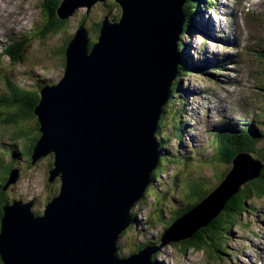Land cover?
I'll return each instance as SVG.
<instances>
[{
  "label": "water",
  "instance_id": "1",
  "mask_svg": "<svg viewBox=\"0 0 264 264\" xmlns=\"http://www.w3.org/2000/svg\"><path fill=\"white\" fill-rule=\"evenodd\" d=\"M98 2L105 0H64L58 15L66 20ZM116 2L119 20L104 17L93 45L81 26L68 42L63 78L39 93L33 162L51 156L47 182L59 178L61 187L43 215L32 211L34 200L3 206L4 264H155L163 247L194 238L242 185L259 178L260 164L240 155L222 185L165 232L161 246L120 257L131 211L160 164L157 134L178 76L186 0ZM18 179L12 171L7 187Z\"/></svg>",
  "mask_w": 264,
  "mask_h": 264
},
{
  "label": "rangeland",
  "instance_id": "2",
  "mask_svg": "<svg viewBox=\"0 0 264 264\" xmlns=\"http://www.w3.org/2000/svg\"><path fill=\"white\" fill-rule=\"evenodd\" d=\"M42 2L43 0H5V6L0 7V41H3L2 45L5 44L7 37H11L9 39H13L16 35L14 34V32L9 31V27L5 26L7 24L6 22L8 18L11 21L14 19L17 22H19L20 20L22 21L21 27H17L16 30L17 32H19L24 26V28L21 30L23 31L22 34H26L27 30L32 29V26L34 24H36L35 26H37L38 24H43V22L47 20L45 9L42 7ZM115 5L116 3L114 0H107L106 4L99 2L89 10L87 9V7H79L78 9H76L74 14L67 19L66 26H63V28L60 29V33L58 35H54L55 33H50L46 36L42 35V39L38 37L39 39L34 38L33 41H30V48L28 52L25 53L24 58L19 61V63H21L20 66L13 64L14 62L12 63L9 57L2 58L0 60V97H4L7 94V90L10 89L8 87L9 84L7 83L6 79L10 73H12V77L14 78L10 79L15 84H22V86H19L25 89H27L26 84L28 81V77L26 76V74L29 70L37 73L42 80L54 81L55 83L59 82L60 79L64 76V66L63 62L60 59L59 51L64 45L66 39L77 32V30L80 28L81 22L84 20L86 22V27L91 28L94 24L98 23L100 20L106 17L109 12V17L113 16L116 18L119 15V7L118 5ZM111 8L113 10L112 13L110 11ZM86 9L88 10V13ZM251 10L252 12H256L255 7H252ZM202 11H206L204 6H202ZM209 17L214 22L218 16L211 17L209 15ZM199 19L202 20L201 17H199ZM34 28L35 27L33 26V29ZM251 29L253 30V32L254 29H257L260 37L264 38V19L260 21L254 16L253 22L251 24ZM92 32L93 29L90 32V41H94L95 38H97L95 36V33L93 34ZM200 40L201 37L190 39V41H192L193 44L197 46L200 43ZM247 57L248 59L246 65L244 66L248 67L250 69V72L248 75L244 76L241 81L243 83L249 84L248 86L252 87L255 90V93L257 92L258 95L262 97V100H264V60L261 61L262 59H259L256 54H248ZM243 67L241 68L242 70L244 69ZM253 68L256 69H254V71L252 72ZM33 77L31 79H33ZM193 80L194 78L192 79V81ZM212 83V81L210 82L206 79H197V82L193 85H195L196 87L204 88L206 86H210V84ZM188 85L189 82L186 81L181 85V88H186L188 87ZM191 87L192 89H194L192 85ZM218 90L222 91V88ZM216 95L218 96L219 94ZM221 99L223 98L219 96V101ZM179 101H181V103L183 102L182 100ZM187 101L193 103L194 98L192 96L186 97V101L183 106L186 105ZM195 101L196 102L194 103V106L197 105L199 101L205 104V100L201 99V97L196 98ZM194 106L192 105V107H188V110H190ZM173 107H178L175 101H173L171 105V110L173 109ZM13 110L14 109L11 108H5L2 110V113L0 115V163H3V159H5L9 164H13L14 166H16L14 168L20 169V177L18 179V182L15 185H11L9 187L7 196L13 197L15 198V200H20L26 203L34 200L32 211L35 214L40 215L42 212H44L48 201H50L49 199L52 196H56V194L60 190V184H58V181L54 182L53 184L47 182L48 173L51 168V162H53L51 156L41 159L33 165L30 163V159L26 158L25 156H22L21 160L14 162L12 160V154L10 155L6 153L10 150V148H8L7 146L3 147V144L8 145L11 142H14L11 141V139L13 140L15 129L17 128L15 125L10 124L8 121L10 119L9 116L11 115ZM168 110H170V108H168ZM165 116V120L169 121V115L165 114ZM34 122V119H32L31 121H26L25 126L32 128V124H34ZM176 124L177 122L172 123L171 125H168V128L165 127V129L174 131ZM18 128L16 130H18ZM164 133L167 132H163V134ZM18 144L21 147L25 145V142L19 141ZM172 154H176V150ZM174 167L175 166L171 168ZM226 168H228V166H203V164H199L197 162H194V164H191V166L185 167L184 171H182V177L179 178L181 183H178V189L174 191V189L171 188V192L173 191V193L175 194V198L178 199V205H180L183 209H186L188 206L187 201L189 199H191L190 201H188L190 202L189 205H193L194 203H196V198L192 199L194 196H192L191 193L188 192L191 186L192 189L196 187V185H193V183L195 184L197 182L205 186L204 181L207 179H211L214 185H218L221 182V173L224 172V169ZM166 174H169L170 177L172 172L168 171ZM166 174H164V177H166ZM4 176V169H2L0 170V181H2ZM183 177H185L184 181L182 180ZM161 180L162 174L160 175V179L158 181H160V183H163L165 190L167 189V187L171 186L169 178L168 180L162 182ZM208 186H211V184L209 183L207 187ZM214 188L215 186L211 189L209 187L206 189H208L207 192L211 193ZM152 189L153 191H150V193L148 192L147 197L150 198V200H154L155 202L148 201L147 203L140 205L137 210L142 211V213L139 212L138 214V224L141 227L140 230L138 229L140 235L137 237L136 233L131 234L130 232L122 235L119 249L121 254L127 256L136 251L140 246V243L147 242L144 241L146 240L147 235H152L153 239L155 237L157 238V236L159 238L161 235V226L163 225V222L161 221L162 218L160 217V212L161 210H164L165 214L168 216V212L171 211V208L174 207V204L168 197H165L164 200H155V197L153 195L157 188L152 187ZM255 203L259 207L260 212L253 213L247 218L243 217L241 220L242 229L239 228L234 231L236 234L234 233V238L232 240L227 239L222 242V245L224 246L229 243L230 245L231 243L233 244V248H235L236 251L228 250L230 254L236 257V255L240 253V257L232 260L231 264H256L255 261L259 260L261 255L263 254L264 201H255ZM256 216H258L257 219H254ZM166 218L167 217H165V219ZM208 219L210 218H206V222L208 221ZM147 223H152L154 229H149ZM250 225L251 229L243 230L245 227H248ZM204 229L207 230L200 232L199 237L209 245V241L205 240L204 237L205 235H207L210 239L213 237H211L213 233L210 231V229H208V227ZM144 232L147 233L146 236L143 235ZM253 234H255V237L253 236ZM184 248V244L182 245L181 243L167 245L162 249V253L158 256L157 260L161 261L163 264H219L216 261L217 256L214 255V257H211V255L208 254L210 251L207 248L206 251L203 252H196L193 249L189 250L187 252V255L184 252ZM223 262L227 264L228 258H224L223 261H220V263L224 264Z\"/></svg>",
  "mask_w": 264,
  "mask_h": 264
},
{
  "label": "trees",
  "instance_id": "3",
  "mask_svg": "<svg viewBox=\"0 0 264 264\" xmlns=\"http://www.w3.org/2000/svg\"><path fill=\"white\" fill-rule=\"evenodd\" d=\"M198 0H187V4L184 6V14H185V25H184V33L187 32L192 24H191V16H195L196 12V5L198 4ZM62 3V0H50L47 2V4H43L42 7L45 9L46 13V18L47 20L43 22V24H40L37 27L38 33L32 34V39H30V35L28 36V39L22 40V42H18L17 44H14L8 51H6V54L14 60V62L19 63L20 60L24 58V54L28 52L30 48V41L33 40L34 38H38L43 36H46L47 34L50 33H55L54 35H58L60 33V29L65 27L67 24V19H62L58 15V9ZM116 6V5H115ZM111 12L113 11L112 8L110 10ZM85 20L81 22V24H86ZM80 24V25H81ZM102 24V20H100L98 23L94 24L91 28H87L89 33L93 29V34L95 33V36L98 37V33L100 30ZM91 36V33H90ZM74 37V34L71 35L66 39L64 42V45L61 47V50L59 51L60 59L63 62V68H65V63H66V48L68 45V42ZM44 38V37H43ZM97 41V38L95 39ZM94 42L91 43L93 45ZM180 48L183 50V61L181 62L179 66V76L178 79L175 81L173 87H172V92H173V98L171 99V105L173 101H175L176 94L179 91L180 86L182 85L183 79L185 76L188 75L190 72L191 66L188 65L187 62H185V49L186 46L182 42L180 44ZM39 97L37 96V93L33 91H29L25 88H18L15 85H12L10 87L9 93L6 95V97L2 98L0 100V107H4L7 109H14L12 114L9 116V123L12 125H15L18 130L15 129L14 133V144L10 146V150L8 151L9 154L12 156V160L14 162H17L22 159V156H25L26 158L30 159V163H33V154H34V148L36 146V143L38 139L41 137L40 133V124H39V119L35 114V108L39 104ZM171 107V106H170ZM164 117L161 119V124L164 121ZM34 119V124H32V128L25 126L26 121H31ZM23 122V123H22ZM179 127L178 123L175 126V130ZM163 128V124H162ZM161 128V133L163 132ZM35 133V135H34ZM160 133V134H161ZM254 140L249 142V144H254L257 141H260L261 138H264V133L263 135L256 134V136L252 137ZM257 140V141H256ZM19 141H24L25 145L19 146L18 142ZM219 141V146H217L218 154L214 156V163L212 165H227V161L230 163L232 162L231 159L234 160V158L244 151L245 143H238L237 140L227 138V136L222 135L218 137ZM247 147H249L248 144H246ZM252 147H250L251 149ZM248 149V148H247ZM226 151V153L229 156V160H227L223 152ZM28 156V157H27ZM231 158V159H230ZM260 162H262V169L260 172V176L257 180L251 181L245 185H243L240 188V191L237 195L231 198V200L226 204L225 210L216 218H213L208 226V229L213 233L211 235L212 238L209 239L207 235H205L204 239L209 241L206 243L203 239L199 237V233L203 232V229L201 231H198L195 235L194 238H192L189 241L181 243L182 245L184 244V252L187 255V252L189 250H194L196 252H203L206 251V248L209 249V255L211 257L217 256V258H223L225 255H228V245L225 247L222 245V242L226 239H233L234 237V231L236 228H240L241 226V220L244 215H252L253 213L258 211V208L256 207L255 201L258 200H263L264 201V151L260 155ZM165 160L166 157H163ZM206 162L208 165H210V161L206 159L203 160V162ZM221 163V164H220ZM4 164V162H3ZM16 164V163H15ZM6 166V165H5ZM53 166V163L51 162V168ZM223 167V166H222ZM168 168V165H161L159 170L155 172L152 175V180L154 182H157L160 179L161 173ZM4 169V165L0 164V170ZM11 170V169H9ZM230 170V167L228 166V169L225 172L221 173V182L226 176V172ZM12 171V170H11ZM182 173V172H181ZM8 176L2 179L0 181V223H1V218L3 216V206L5 204L11 205L14 201L15 198L13 197H8V190H6L7 183L9 182L10 179V173H7ZM160 174V175H159ZM178 177H182V175H178ZM176 176L175 181L173 182V187H177L178 185V178ZM175 176H173L171 179H174ZM178 178V179H177ZM185 179V177H183ZM202 180V179H198ZM204 182H208V180H205ZM220 182V183H221ZM219 183V184H220ZM196 187L192 189L193 194L195 195L192 199L196 198V203L193 205L198 204L201 202L203 199H205L210 193L206 191V185L203 186L201 183H195ZM218 186V185H217ZM205 187V188H204ZM157 188V187H156ZM204 188V190H203ZM216 188V187H215ZM192 191L189 190L188 192L191 193ZM213 191V190H212ZM148 196V194H147ZM148 198V197H147ZM146 198V199H147ZM161 199V198H160ZM188 207H191L188 206ZM134 213V223L131 227H129L128 232L131 234L136 233L137 235H140L138 231V213L139 211H132ZM187 212V211H186ZM184 212L183 214H186ZM176 218H179L176 217ZM124 235V234H123ZM188 245V246H187ZM120 253V251H119ZM156 257V256H155ZM154 257V259H155ZM216 258V257H215ZM0 264H3L1 257H0Z\"/></svg>",
  "mask_w": 264,
  "mask_h": 264
},
{
  "label": "bare ground",
  "instance_id": "4",
  "mask_svg": "<svg viewBox=\"0 0 264 264\" xmlns=\"http://www.w3.org/2000/svg\"><path fill=\"white\" fill-rule=\"evenodd\" d=\"M3 1L2 0H0V7H3V6H5V2L4 3H2ZM87 10V9H86ZM229 32V34H232V32H230V31H228ZM198 46H202V43L200 42L199 43V45ZM214 46V45H213ZM214 48L216 49V47L214 46ZM213 114H215V113H213ZM208 124H210L209 122H208ZM138 220V219H137ZM138 222H139V220H138ZM0 229H1V225H0ZM146 244V243H145Z\"/></svg>",
  "mask_w": 264,
  "mask_h": 264
}]
</instances>
